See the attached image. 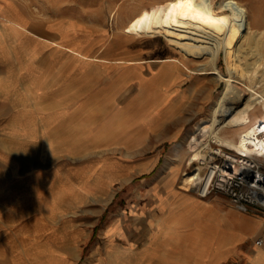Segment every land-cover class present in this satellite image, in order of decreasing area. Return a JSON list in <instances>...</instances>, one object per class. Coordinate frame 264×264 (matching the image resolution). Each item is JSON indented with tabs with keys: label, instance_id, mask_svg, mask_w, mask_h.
Here are the masks:
<instances>
[{
	"label": "crops",
	"instance_id": "1",
	"mask_svg": "<svg viewBox=\"0 0 264 264\" xmlns=\"http://www.w3.org/2000/svg\"><path fill=\"white\" fill-rule=\"evenodd\" d=\"M249 9L251 19L263 24L258 10L250 5ZM26 10L16 0H0V183L6 184L0 187V203H5L0 218L5 216L3 227L7 230L3 232L5 242L0 244V264H51L46 258L49 253L59 255L60 262L56 264H75L76 257L65 254L61 247L65 249L67 245L62 241L68 237L70 242L86 233V220L69 218L62 226L50 227L58 237L59 248L32 261L19 254L27 250V243H23L28 234L25 226L20 231L19 245L7 240L8 230L18 223L10 215L13 204H22L28 196L27 188L20 190L19 196L14 195L17 192L12 182L24 185L32 181L35 190L58 187L44 203L51 198L53 203L60 202V197L65 198L63 203H80L110 193L115 184L129 185L154 170L163 156L154 151L181 137L191 114L201 106L196 100V109L192 107L193 89L184 84L186 75L181 67L173 69L166 60L157 64L124 51L98 50L100 41H77L70 17L49 21L43 30L48 35L34 37L26 22ZM149 64L153 69L160 66L159 74L141 83V65L149 69ZM30 103H36V115L31 119ZM62 115H68L67 122L61 121ZM113 115L123 117L114 118L117 126L107 132L106 125ZM105 133L114 137L111 143L103 139ZM34 139L46 140L52 155H85L90 149L115 148L122 150V155L68 170L29 173V142ZM142 151L153 153L141 157ZM14 157H19L20 162ZM169 184L162 191L149 193V189L148 195L129 201L125 212L104 228L108 238L110 230L114 236L128 234L132 264H264V244L254 242L260 236L264 238L263 219L245 216L249 228L241 222L237 227L233 214L224 225L218 200L177 192ZM143 187L147 184L137 185L140 193ZM117 194L108 196L107 203L122 198ZM21 218L18 220L23 221ZM127 218L132 225L129 233L123 223ZM177 231L186 235L175 241L172 234ZM194 233L200 237L189 239ZM205 234L211 236L212 250L204 248ZM222 238H226L225 245L219 247ZM120 251L125 252L123 248Z\"/></svg>",
	"mask_w": 264,
	"mask_h": 264
},
{
	"label": "rangeland",
	"instance_id": "2",
	"mask_svg": "<svg viewBox=\"0 0 264 264\" xmlns=\"http://www.w3.org/2000/svg\"><path fill=\"white\" fill-rule=\"evenodd\" d=\"M16 1L25 5L27 9L25 12L26 22L32 32L31 35L34 37L38 35L43 36V34L45 36L48 35L46 32L43 33V30L44 25L48 24L49 21L56 19L67 20L70 17L75 23L73 37L77 41L83 38H86L88 41H100L102 44L98 50L124 51L128 55H133L139 59L144 58V60H149L157 64L164 63L166 60L167 65H173V69H176V67H181L186 75L185 80L183 81L184 84H187L193 89V100L190 102L194 103L192 107H196V100H198L199 106H201V108L199 107L198 112H193L191 114L189 123L181 137L158 147V149L154 151L156 153L161 152L163 155L161 163L154 170L142 174L140 177L135 179V182L129 185L122 186V182L115 184L111 188L110 193H105L93 198L89 197L86 198L84 202L80 203H63L61 202L65 199L63 197L58 199L60 202L53 203L54 200L51 198L46 203H44L49 196L58 190V187L47 186L44 189L35 190L36 185L32 181H29L24 185L16 183L15 181L12 182V188L14 192H17V194L14 195L19 196V191L27 188L28 196L25 198L22 204H13V209L11 210L12 212L10 215L13 216L14 220L18 221L19 225L18 223H14L12 225V229L8 230L10 235L7 236V240L12 244L19 245L21 243V228L24 226L26 227L28 233L26 236L27 241L24 242L23 240V243H27V250L23 252L19 251V254H21L26 260L32 261L42 258V256H46L50 250L54 252L53 250L58 249L59 245H56V239L58 237L54 236L49 228L62 226L65 222H67L64 220L74 218L77 220L88 221V225H83L85 226V231L87 232L78 234L77 237L70 242L67 240L68 237H65L66 240L62 242L66 243L67 246L65 249L63 246L60 247L65 251V254H71L76 257L75 264H132V251L129 248L128 234L122 237L116 235L114 236L111 234L113 231L110 230L108 231V238L104 234V228L114 221V218L117 215L125 212L129 201L135 200L137 198L140 199L141 195H148L147 191L149 189H151L149 193H155L158 190L162 191L169 182L170 188L172 187L173 190H176L177 192L183 191L196 198H201L195 190H187L185 189L187 187L181 185L182 172L186 170H193L190 165L187 164V159L189 156H191L192 151H189V147L183 140L189 134V132L196 128V125L202 118L208 116L212 104L220 94L225 83L217 82L215 80V76L213 73H211L208 67L209 61L208 57L205 58L206 55L201 57H190L179 51L177 48H174L173 46L171 47L164 37L143 38L134 34L133 28L135 27L140 14L146 8L148 9L159 2H163L164 0ZM220 1L221 0H216V4L220 3ZM242 1L248 7L250 5L253 9L258 10L260 17L264 18V0ZM252 22L254 24H259V27L264 26V21L263 24L256 23L254 20H252ZM250 57H252V54ZM218 64L221 70L226 73L227 66L224 52L221 53ZM203 68L207 69L203 70ZM159 69L160 66L156 67V69H153L152 64H149V69H147L146 66L141 65L139 82L143 83L147 77L158 75ZM35 106L36 103H30V119L36 115ZM121 117L123 116H120V118L119 115L116 118L114 115L111 116V119L109 120L110 122L106 125L107 132L108 130L111 131L115 126H117V124L113 123L114 118L115 120H120ZM61 121L67 122L68 115H62ZM105 134L106 137H103V139H105L106 142L111 143L114 137L109 136L107 133ZM179 144H182L183 147H180ZM213 145L218 148H223L225 152L229 150L226 147L217 145L215 143H213ZM231 152L234 153L232 150ZM152 153V151H150V153L149 151H142L140 156L143 157ZM120 155H122V150L116 148L103 149L99 151H92L90 149L85 155H68L63 153L52 155L50 154V150L47 147L46 140L37 141L34 139L33 141L29 142L27 164L30 171L29 173H35L40 170L53 171L54 169H59L62 171L68 170L70 167H74L76 165H92L97 162L118 157ZM211 155V153H206L204 163H199L201 168L205 171L204 173H206V168ZM172 157L174 158L171 159ZM14 158L20 162L19 157ZM177 163H180V171L177 176H175L174 170L175 164ZM1 174L2 173H0V176ZM154 180H156V182L151 184V182ZM145 183L147 184V187L145 189L143 187L142 189L144 192L140 193L138 191L137 185L141 184V186H143ZM4 186H6V184L1 182V189H3ZM150 186L154 188H150ZM117 192V195L122 198L114 199L112 203H107V197L110 195L112 196ZM204 199L209 201L218 200L220 202L221 219L224 225L228 224L229 219H232L233 214H236L237 217V227L240 226L241 222L243 226L249 228L250 223L245 216L251 215L259 217L256 214L254 215L252 213L238 211L232 206L229 199L221 193H212ZM120 200H123L124 203L120 202ZM193 203L195 204V202L190 204ZM4 209L5 203L2 202L0 203V215L3 214L5 211ZM44 210L47 211L49 215H53V217H50L47 212H44ZM42 213L45 214L42 215ZM21 216L24 218L23 221L18 220L22 219ZM37 216L39 217L36 218ZM47 217H50L51 219L48 220ZM0 219L3 220L0 221V244H2L6 239V237L3 235V232L6 233L7 230L5 227H3V222H5L4 219H6L5 216H1ZM125 220L126 221L123 223H125V226L127 227L126 233H129L132 226L131 220L128 218ZM78 225L80 226V224ZM182 226L185 227L184 224H182ZM172 235L174 240L177 241L183 238L186 234L182 233V231H177ZM196 237L199 238L200 234L196 235L194 233L189 236V239ZM61 238V240H63V237ZM253 238L254 235L252 236V240ZM205 241L206 245H204V248L212 250L213 247L211 246L210 234H205ZM225 241L226 238H222L218 244L219 247H223L225 245ZM121 248H123L125 252H121ZM1 254H3V252ZM118 255L128 256L125 258H118ZM127 257H129V259ZM46 258L51 264L60 262L59 255L54 253H49ZM0 259L2 258L0 257ZM262 259L263 257L259 258V260Z\"/></svg>",
	"mask_w": 264,
	"mask_h": 264
},
{
	"label": "bare ground",
	"instance_id": "3",
	"mask_svg": "<svg viewBox=\"0 0 264 264\" xmlns=\"http://www.w3.org/2000/svg\"><path fill=\"white\" fill-rule=\"evenodd\" d=\"M259 26L242 0H164L146 8L133 28L138 37H164L187 56L206 55L215 80L225 83L208 116L183 140L192 151L187 164L193 170L181 174L187 190L200 185L204 191L210 183L213 166L204 173L198 160L206 153H222L213 143L264 164V26ZM223 52L226 73L218 64ZM220 158L212 156L209 163L221 160L224 170L233 166L235 174L251 170L247 162L233 165L229 156ZM179 171L177 163L175 176Z\"/></svg>",
	"mask_w": 264,
	"mask_h": 264
},
{
	"label": "built area",
	"instance_id": "4",
	"mask_svg": "<svg viewBox=\"0 0 264 264\" xmlns=\"http://www.w3.org/2000/svg\"><path fill=\"white\" fill-rule=\"evenodd\" d=\"M211 154V157L219 158H225L227 155L232 158L233 165L242 161L247 162L250 164L251 170L247 173L235 174L233 166L225 171L221 160L208 163L206 171L213 166V175L204 191H201V186L198 185L195 190L198 195L205 198L212 193H221L229 199L232 206L238 211L256 214L264 220V164L254 159L252 155L245 156L236 152L233 153L231 150L225 152L223 149L220 154L215 152ZM204 160L200 159L198 162L204 163ZM254 242L256 245L262 246L264 238L260 236Z\"/></svg>",
	"mask_w": 264,
	"mask_h": 264
}]
</instances>
